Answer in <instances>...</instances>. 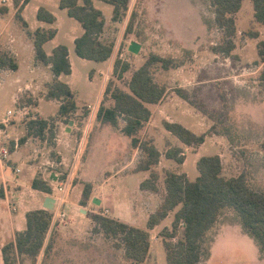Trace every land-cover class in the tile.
Listing matches in <instances>:
<instances>
[{
	"label": "rangeland",
	"instance_id": "rangeland-1",
	"mask_svg": "<svg viewBox=\"0 0 264 264\" xmlns=\"http://www.w3.org/2000/svg\"><path fill=\"white\" fill-rule=\"evenodd\" d=\"M46 1L32 0L27 7L25 15L32 28L37 27L38 21L35 6L44 5ZM51 1L57 3L56 7H52L59 16L60 32L57 41L70 43V34L76 28L77 31H82L83 27L68 14L67 9L59 7L60 0ZM96 4L109 19L113 13V5L103 0H97ZM132 11L134 16L131 30L127 32ZM235 16L238 29L234 36L236 47L230 55L216 50L227 37L216 24L215 8L211 0H131L126 18L118 21L111 18L102 34L103 40L115 43L110 60L96 61L80 57L75 51L74 43L71 44L74 71L71 75L62 74L61 79L72 84L80 108V113L76 116L77 122L81 123L85 117H92L94 120L87 140L79 149L77 165H81L87 157L96 133L105 124L97 116L100 104H114L111 92L115 88L128 91L132 73L151 54L172 57L177 63L168 69L160 62L151 67L155 80L167 86L170 96L179 95V100L169 108L170 117L167 120L179 121L196 133L208 132V137L205 143L184 149V163L168 159L166 150L175 146V143L181 144V141L165 129L166 119L157 114V119L154 120L157 127L152 128L151 132L155 134L157 145L163 153L160 162L154 167L158 174V191L137 196L133 193L137 184L124 179L125 177H113L104 184L103 190L109 197L113 195L114 200H132L139 215L136 222L129 224L149 231L151 245L144 262L137 263L129 259L122 233L107 235L92 217L95 213L112 217L111 214L105 210L93 212L91 209L94 205H88L89 211H84V215L87 213L84 219L78 217L77 221L70 222L66 217L65 220L59 219L51 227L49 236L52 246L44 255L37 260L23 258L20 264H167L165 241L176 243L184 233L183 225L180 224L176 236L168 235L173 230L175 213L180 206L154 228L149 229L147 222L151 211L159 209L165 199L167 172L173 170L185 173L190 180H195L200 174L197 160L203 155L219 154L223 163V175L231 177L244 172L250 185L255 190L264 192V61L258 51L259 40H264V23L255 20L252 0H244ZM10 27L16 29L20 38L22 34L23 40L24 35L27 36V44L20 46L19 41L22 52L16 57L18 69L9 72L8 80L0 85V119L9 109L16 116L18 106L29 104V100L34 102L35 98L42 95L39 90L36 96L24 91L20 94L21 100L18 103L15 100L19 87L25 88L26 83L33 82L38 76L32 72L36 63L33 38L15 17ZM252 30H258L259 36L250 34ZM132 41L141 44L138 53L129 50ZM51 48L52 43L49 42L46 49L50 51ZM6 52L13 55L3 42L0 53ZM117 58L130 64V69L122 77L114 72ZM42 68H46L45 65ZM37 83L44 86L41 80ZM109 87L111 89L107 93ZM176 88H181L186 98L178 94ZM58 109L59 104L55 100L42 99L38 105V110L44 117L56 114ZM119 120L124 124V115H120ZM55 130L54 122L53 129H48L46 133L48 141L38 137L37 145L40 148L51 146L54 140H50V135ZM76 138L78 139V135ZM145 138L151 141L149 131L145 133ZM74 145L78 147L77 140ZM45 149L43 151L50 155L51 151ZM43 155L40 151L36 161H46ZM72 155L75 159V152ZM145 155L142 152V158ZM79 168L80 166L77 171ZM68 170L63 169L66 176ZM105 170L107 174L111 168L106 167ZM103 190L99 188V193ZM199 264H264V249L244 227L239 213L233 207L225 206L202 239Z\"/></svg>",
	"mask_w": 264,
	"mask_h": 264
},
{
	"label": "trees",
	"instance_id": "trees-1",
	"mask_svg": "<svg viewBox=\"0 0 264 264\" xmlns=\"http://www.w3.org/2000/svg\"><path fill=\"white\" fill-rule=\"evenodd\" d=\"M30 0H24L19 8L18 17L23 20L20 11ZM114 6L113 20H124L130 9L131 0H104ZM244 0H211L215 8V21L221 28L226 39L216 50L230 55L235 49L234 36L237 33L236 12H238ZM254 5L255 20L264 23V0H252ZM60 7L66 8L71 17L76 18L83 26L84 33L75 39V49L80 57L105 61L111 58L114 53L115 43L105 41L102 34L105 30L106 19L103 11L96 7L94 0H60ZM37 16L40 20L54 23L56 15L41 6ZM128 21L126 31L131 30L132 18ZM24 25L27 23L23 20ZM35 45V57L38 61L51 65L54 72V79L49 84L45 97L47 99L60 100L59 116H71L77 111L75 94L69 83L61 80V74L72 73V64L69 58V48L66 44L57 45L52 54H47L44 48L45 42L53 39L57 34V28H37L31 33ZM250 34L259 36V31L252 30ZM258 51L261 60L264 61V40H259ZM160 62L166 69L174 66L172 57H163L158 54H151L147 61L137 68L131 75L129 90L115 88L111 92L114 104L106 106L100 104L97 110L98 118L103 122L114 126L119 125L120 115L125 117V125L121 131L131 137L135 148L140 147L146 154L140 161L138 168L151 170V176L141 183L143 189L158 191V174L153 168L160 161L161 152L150 140H141L139 132L145 123L150 119L152 111L148 104L159 103L168 88L166 85L155 80L151 67L154 63ZM0 67L17 69L15 59L8 53H0ZM130 69V64L117 58L114 64V72L119 77ZM109 87L106 91H110ZM175 91L186 98L181 88ZM21 100V98H20ZM29 100V104H37ZM56 117L43 118L32 117L27 120V134L20 139L25 141L29 136L35 135L46 139L47 130L54 127ZM165 127L175 134L185 145L193 146L205 142L208 132L197 134L181 122L165 121ZM55 133L52 132L50 140H53ZM14 145L11 146V150ZM167 158L183 163L186 159L184 149L181 146H170L166 153ZM199 176L190 180L185 173H178L169 170L166 175V196L165 199L148 219L149 229L154 228L162 220L167 218L170 212L177 207L173 222V230L168 235L176 236V230L182 224L183 236L176 243L170 240L165 241L167 264H199L201 259V242L206 232L214 225L221 210L225 206L233 207L240 215L241 221L247 231L254 236L264 249V192L255 190L249 183L246 173L238 176L226 177L222 174L223 163L219 154L203 155L197 160ZM32 186L35 189L53 192L50 182L41 177H36ZM91 183H85L83 199L81 203L86 204L91 195ZM92 217L100 224L103 231L109 234L122 235L126 255L129 259L144 262L150 251V233L147 229L131 225L120 219L95 213ZM53 218V211L50 209H31L26 213V228L17 231L15 238L2 247L4 264H20L21 259L31 258L37 260L44 255L52 246L49 236ZM50 237V238H49Z\"/></svg>",
	"mask_w": 264,
	"mask_h": 264
},
{
	"label": "crops",
	"instance_id": "crops-1",
	"mask_svg": "<svg viewBox=\"0 0 264 264\" xmlns=\"http://www.w3.org/2000/svg\"><path fill=\"white\" fill-rule=\"evenodd\" d=\"M31 1L32 0L26 3L20 11L21 17L27 23V25H24L23 20L18 17L19 8L24 3V0H0V40L2 43L4 42V46H6L12 52L13 55H11L10 53L9 54L15 59V61L16 57L22 52L18 45L19 41L21 43L20 46L27 44V42L25 41L27 39V36L24 35L25 40H23V35L21 34L20 38L16 29L10 27L12 21L14 20V17L21 22L22 26L26 29V33H29L32 38L33 36L31 33H33L37 28H57L56 36L53 39L48 40L44 44V48L47 54H52L53 49L57 45L63 44L61 41H57V37L60 32V28L58 26L59 16L52 7H56L57 3H55V1L53 3L51 0H47L46 3H43L44 5H36L35 9L37 13L38 9L43 6L51 12L54 11L53 13L56 15L57 19L54 23H50L44 20H40L37 16V27L32 28L29 25L25 15V11L30 5ZM96 1L97 0H94V4L97 7ZM12 11L13 13H11ZM111 18L113 19V13L109 19L105 17V28ZM84 31V28L82 31H77L76 28L75 31L72 32L69 36L70 43H66L69 48V58L72 64V73L74 71V68L71 60V44L74 43L75 48V39L78 36L82 35ZM49 42L52 43V48L50 51L46 49V45ZM35 60L36 63L32 68V72L35 73V75L38 77L34 79L33 82L26 83L25 88L19 87L18 93L15 94V100L18 103L19 99L21 98L20 94L24 91L32 92L33 95L36 96L37 91L39 90V94L42 95H40L38 98H35L38 103L21 104L20 106H18V108L24 107V111L19 113H17L16 111L17 117L14 116L13 112V114L10 115L8 122H3V120L7 117L8 111L11 109H9L6 115L0 119V148L3 145H7L10 150V155L8 158H3L0 154V264H4L2 247L7 242L15 238L17 231H22L26 228V213L31 209H47L44 206V203L46 198L51 195L50 193H47L45 191L33 188L32 182L36 177L43 178L44 180L50 182L51 186L54 187L62 179L61 177L66 176V173H63V169H69V173L67 174V176L70 175L71 183L66 194L64 211H66L67 217L68 219H70V222L77 221L78 217L79 219L81 217V220L84 219L89 211L88 205H94L93 209H91L93 212H98V210H105L109 212L113 218L120 219L127 223L136 222L139 213L135 211V205L132 203L131 199H129V201L127 202L118 201V199L114 200L113 195L109 197L103 190L104 184H107L110 180L113 179V177L119 179H123L125 177L124 179H130L135 182L137 184V188L133 190V193L137 194V196L142 195L143 193H155L150 189H143L141 187V183L149 177V173H151V170H142L138 168L143 151L140 147L135 148L132 144L131 137L125 135L121 131L125 123L121 124L120 120L118 126H114L110 123L101 125V129L96 133V136L92 141L89 154L87 155V157H85V159H83L81 165H77V158L80 151L79 149L87 140L94 120L92 119V117L88 119L86 117H83V121L81 123H78L76 118V116L80 113L78 104L77 111L73 116L70 117V119H68L67 117L59 116V109L56 114L49 117H44L43 115H41L38 110V105L42 99H47L45 95L47 93L48 86L53 81L55 75L51 68V65L38 61L36 57ZM108 60H110V58ZM42 65H45L46 68H42ZM12 70L16 69H12L9 67H0V85H3V83L8 80L9 72H11ZM48 70H50L51 73ZM72 73L66 75H71ZM61 77L62 74L59 76V78L61 79ZM39 80L43 82V87L40 86L39 83H37ZM65 82L69 83L72 88V84L70 81ZM39 87L42 88L40 89ZM170 95L171 94L167 92L164 98L159 103L148 104L149 108L152 111V114L150 119L145 123L143 129L139 132L141 140H146L147 138H145V133L149 131V138H151V141L157 146L162 155V149H160L157 145V139L155 138V134L151 132V129L157 127L156 124H154V120L156 121L157 119V114L161 115V117L163 116V118L166 119L164 120V122L169 121L167 120L170 117L169 108H171L173 104H175L179 100L178 94V96ZM47 100L57 101L60 107V100ZM110 105L111 104H109V106ZM38 116L46 119L50 117L57 118V120H55V137L51 146H43L42 148H40V146L37 145L36 141L38 139V136L35 135L29 136L23 142L20 141V139L27 134L28 129L26 122L28 118L30 119L32 117L35 118ZM70 121H73V123L70 124ZM165 129L168 132L172 133L166 127ZM77 135L78 139L76 138ZM76 140L78 142L77 148L74 145ZM45 141L47 142L48 139H45ZM12 145H14L13 150H11ZM174 145L181 146L183 149H188L189 147L182 141L181 144L175 143ZM45 148L47 149V151H51L50 155L43 151ZM40 151H42V153L44 154L43 157L45 156L44 158L47 159L44 162L36 161L40 156ZM73 152H75L76 155L75 159L72 158ZM18 161H22L24 163H18ZM78 166H80V168L77 171ZM106 167L111 168V170H109L107 174L105 172ZM17 168H19L20 170L17 171ZM85 183H91L92 188L90 197L86 199L87 203L83 204L81 203V200L83 199ZM99 188L100 190H103L102 193H99ZM95 197L100 199L99 204L94 202ZM14 203L17 204L16 209L12 208V205ZM54 209L52 211H54ZM9 210L12 212H10ZM84 211L87 212L85 215ZM155 211L156 210L153 209L151 211V214Z\"/></svg>",
	"mask_w": 264,
	"mask_h": 264
},
{
	"label": "built area",
	"instance_id": "built-area-1",
	"mask_svg": "<svg viewBox=\"0 0 264 264\" xmlns=\"http://www.w3.org/2000/svg\"><path fill=\"white\" fill-rule=\"evenodd\" d=\"M1 49H2V42L0 40V50ZM23 111H24V107H19L17 109V113L23 112ZM12 114H13V111L9 110L8 114H7V117L3 120V122H8L9 121V117ZM0 154H1V156L3 158H8L9 155H10L9 147L7 145L6 146L3 145L0 148ZM19 170L20 169L17 168V171H19ZM70 183H71V178H70V175H68V176L62 177V179L59 181V183L53 187V192L50 195L55 198V206H54L55 209H54V212H53V218H52L51 227L53 225H55V223L59 219L65 220L66 217H67L66 211H64V204L66 202L65 198H66L67 190H68V187H69ZM12 208L16 209L17 208V204L14 203L12 205Z\"/></svg>",
	"mask_w": 264,
	"mask_h": 264
},
{
	"label": "water",
	"instance_id": "water-1",
	"mask_svg": "<svg viewBox=\"0 0 264 264\" xmlns=\"http://www.w3.org/2000/svg\"><path fill=\"white\" fill-rule=\"evenodd\" d=\"M140 47H141V44L137 41H132L130 43V46H129V50L134 52V53H138L139 50H140ZM73 121H70V124H72ZM94 202L95 203H100V199L95 197L94 198ZM44 206L47 208V209H50V210H53L54 209V206H55V198L53 196H48L45 200V203H44Z\"/></svg>",
	"mask_w": 264,
	"mask_h": 264
}]
</instances>
